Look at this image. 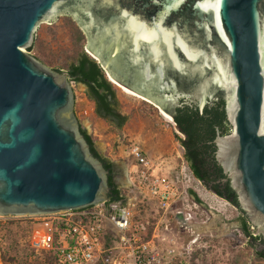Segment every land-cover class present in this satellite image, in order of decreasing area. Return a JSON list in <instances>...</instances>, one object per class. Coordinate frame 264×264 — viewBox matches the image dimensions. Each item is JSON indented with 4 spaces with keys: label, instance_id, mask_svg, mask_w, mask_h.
Listing matches in <instances>:
<instances>
[{
    "label": "water",
    "instance_id": "95a60500",
    "mask_svg": "<svg viewBox=\"0 0 264 264\" xmlns=\"http://www.w3.org/2000/svg\"><path fill=\"white\" fill-rule=\"evenodd\" d=\"M60 16L80 27L111 82L165 118L225 100L232 131L215 139L216 160L264 239V0H0V217L108 201L68 74L27 52Z\"/></svg>",
    "mask_w": 264,
    "mask_h": 264
},
{
    "label": "rangeland",
    "instance_id": "374dc122",
    "mask_svg": "<svg viewBox=\"0 0 264 264\" xmlns=\"http://www.w3.org/2000/svg\"><path fill=\"white\" fill-rule=\"evenodd\" d=\"M65 17L67 16H60L56 22L40 26L43 29V37L47 39L46 42L49 41L50 47L60 49L62 46L68 47L70 45L69 35L65 28L59 29L57 33L59 40L57 41L52 38V35H44L49 28L60 25ZM85 39L82 49L93 58L87 50L88 41L86 36ZM27 52L35 57L38 55L36 51ZM105 76L110 81L106 73ZM111 83L116 90L118 111L127 117V122L122 127H117L110 119L99 118L95 114L94 103L88 96V88L83 83L71 81L75 95L74 111L76 117L80 125L87 129L94 138L97 150L121 169L120 175L115 178L119 188L128 189L129 187L127 164L130 172L133 170V164H131L132 160L128 158L127 150L134 143H138L144 149L148 158L152 160L155 174L165 176L171 181L181 197V203L185 210L192 212L195 217L196 227L194 231H199L201 234L199 241L192 245L194 260L192 264H264V258L259 257L255 249L248 246L249 238L240 229L241 220L243 219L240 210L232 204L228 205L223 202L227 207L226 209L219 196L212 195L192 174L189 165L183 159V150L176 138L181 134L175 124L170 119L165 118L162 112L150 101L132 96L116 83ZM127 143H130V145ZM132 193L137 196L139 205L144 201H149V207L145 208L141 214L139 223L146 226L151 224L152 220H156L157 223L160 216L157 214L158 207L156 203L153 200H148L145 197L146 194L141 190L132 191ZM197 195L219 210L222 208L221 213L226 216L225 222H222V218L217 215L209 214L210 217H208V212L201 207L200 200L195 197ZM60 217L61 215L0 217V246L5 251H9V255H14L17 250L14 246L15 237L18 238V241L23 240L28 229H41V224L38 225L37 222L44 219V221L56 220ZM28 220L33 222L28 224ZM162 221L169 222L166 218ZM162 225L156 231V235L157 237L160 236L161 239L165 236L163 245H167L170 243L171 234L165 233L163 230L164 223ZM171 225L175 228L173 222H171ZM251 231L255 232L252 226ZM190 239V232L184 231L180 236L179 244L187 245ZM54 241V235L49 232L45 240L44 256L47 254L53 255ZM7 260H5L6 264H17Z\"/></svg>",
    "mask_w": 264,
    "mask_h": 264
},
{
    "label": "trees",
    "instance_id": "16d2710c",
    "mask_svg": "<svg viewBox=\"0 0 264 264\" xmlns=\"http://www.w3.org/2000/svg\"><path fill=\"white\" fill-rule=\"evenodd\" d=\"M61 28H65L69 35H67L70 42L68 47L62 46L60 49L50 47L49 41L46 42L47 39L43 37V29L39 28L35 36V42L28 51H36L38 53L36 58L53 70L60 73L66 72L70 81L83 83L88 88V96L94 103L95 114L99 118H111L117 127L124 126L127 122V117L118 111V99L114 85L106 78L101 65L82 49L86 39L76 22L67 16L60 25L49 28L44 35H52V38L57 41L59 40L57 33ZM172 123L175 124L181 134V136L176 138L183 150V159L189 165L194 177L208 191L216 192L217 196L225 199L240 210L243 215L240 229L249 238L248 246L253 247L257 255L264 258V248H261V246H264V239L260 235L254 236L248 217L239 207L238 196L232 189L230 180L224 173L223 168L216 160L217 146L215 139L218 134L225 136L232 131V126L225 111V100L219 97L214 103L206 104L203 109H200L196 104H182L176 109ZM80 131L87 141L91 153L102 162L104 168L108 171L109 202H118L127 196L133 195L132 191L138 190L139 182H134L133 189L119 188L114 180V163L100 155L95 147L94 138L87 129L80 125ZM148 202L144 201L138 206L137 222L141 220V214L145 208L149 207ZM32 222V220H28V224ZM155 224L156 220H152L151 224L147 225V230L144 233L145 240L151 238ZM14 240V246L17 249L14 255H9V251H5L0 246L3 264H6V259L17 264H58L54 255L47 254L42 260L34 258V253L30 246L22 247L18 243V238L15 237ZM101 240L105 249L117 246L118 242L117 236L108 232L103 234ZM113 254L114 251L106 253L105 258L107 259ZM193 261L192 256L191 264Z\"/></svg>",
    "mask_w": 264,
    "mask_h": 264
},
{
    "label": "built area",
    "instance_id": "2783aa9c",
    "mask_svg": "<svg viewBox=\"0 0 264 264\" xmlns=\"http://www.w3.org/2000/svg\"><path fill=\"white\" fill-rule=\"evenodd\" d=\"M127 155L133 164L131 172L127 169L128 188L133 189L134 182L138 181V191L158 207L160 218L150 239H144L147 226L136 221L139 203L137 196L131 195L124 198L127 201L124 208H121L123 199L113 203L108 200L87 209L56 214L61 215L56 220L39 221L36 224H41V229H28L19 244L30 246L34 258L42 260L45 240L52 232L53 255L58 264H191L192 245L199 241L201 234L194 231V215L180 204L181 197L171 181L155 174L152 160L140 144L131 145ZM164 218L169 222L162 221ZM162 223L165 233L171 234L167 245H163L165 236L161 239L156 235ZM184 231L190 232L191 239L189 244L180 245ZM106 232L117 236V246L105 249L101 237ZM110 251L114 254L106 259L105 254ZM0 264H3L1 254Z\"/></svg>",
    "mask_w": 264,
    "mask_h": 264
},
{
    "label": "crops",
    "instance_id": "0c3cea01",
    "mask_svg": "<svg viewBox=\"0 0 264 264\" xmlns=\"http://www.w3.org/2000/svg\"><path fill=\"white\" fill-rule=\"evenodd\" d=\"M128 166V165H127ZM127 169H128V167H127ZM129 170V169H128ZM210 192V191H209ZM211 193V192H210ZM212 195H214L215 197H217V195H215V194H213V193H211ZM195 197H197L199 200H200V205H201V207L206 211V212H208V217H210L209 216V214L210 215H214V216H219L220 218H222V222H225L224 220L226 219V216H225V214L223 213V215H222V208H220V210L217 208V207H215V206H213V205H211V204H209V203H207L204 199H202V198H200L199 197V195H197V196H195ZM220 198V197H219ZM220 201H222V203L223 202H226L228 205H230V203L228 202V201H226L225 199H222V198H220ZM180 204H182V203H180ZM224 204V203H223ZM223 206V205H222ZM224 207L227 209V207H226V205L224 204Z\"/></svg>",
    "mask_w": 264,
    "mask_h": 264
},
{
    "label": "flooded vegetation",
    "instance_id": "af4514ba",
    "mask_svg": "<svg viewBox=\"0 0 264 264\" xmlns=\"http://www.w3.org/2000/svg\"><path fill=\"white\" fill-rule=\"evenodd\" d=\"M108 119H110L111 121H113L111 118H108ZM96 147V146H95ZM97 149V148H96ZM98 151V150H97ZM99 152V151H98ZM100 153V152H99ZM100 155H102L101 153H100ZM103 156V155H102ZM103 157H106V156H103ZM107 159H108V157H106ZM109 160V159H108ZM110 161V160H109ZM112 162V161H111ZM120 173H121V169L119 168V167H117V165L114 163V169H113V175H114V180H115V183H116V177H118L119 175H120ZM201 183V182H200ZM117 184V183H116ZM261 248L263 249L264 248V246H261Z\"/></svg>",
    "mask_w": 264,
    "mask_h": 264
},
{
    "label": "bare ground",
    "instance_id": "6f19581e",
    "mask_svg": "<svg viewBox=\"0 0 264 264\" xmlns=\"http://www.w3.org/2000/svg\"><path fill=\"white\" fill-rule=\"evenodd\" d=\"M119 87H121L124 91H126L128 94H130V95H132V96H136V97H140L138 94H136L135 92H132V91H130L129 89H127V88H124V87H122V86H120V85H118Z\"/></svg>",
    "mask_w": 264,
    "mask_h": 264
}]
</instances>
